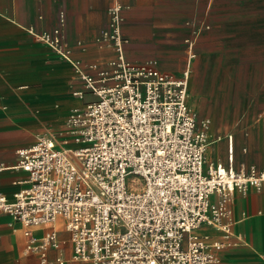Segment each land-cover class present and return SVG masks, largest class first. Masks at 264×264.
<instances>
[{"label":"built area","instance_id":"2783aa9c","mask_svg":"<svg viewBox=\"0 0 264 264\" xmlns=\"http://www.w3.org/2000/svg\"><path fill=\"white\" fill-rule=\"evenodd\" d=\"M122 10L114 0L95 38L97 47L113 52L102 63L73 57L63 12L50 30L26 29L70 64L79 82L71 95L82 105L69 111L62 128L40 132L16 150L26 186L10 199L0 193V214L21 225L24 253L38 264H67L59 222L78 264H221L217 253L236 244L232 196L260 191L264 170L233 167L232 136L227 165L207 160L218 138L186 100L200 28L191 26L186 68L176 76L161 71L156 59H127ZM201 226L220 231L221 240L198 234ZM50 251L58 253L50 258Z\"/></svg>","mask_w":264,"mask_h":264},{"label":"crops","instance_id":"0c3cea01","mask_svg":"<svg viewBox=\"0 0 264 264\" xmlns=\"http://www.w3.org/2000/svg\"><path fill=\"white\" fill-rule=\"evenodd\" d=\"M118 1L131 12L139 11L144 2ZM113 3L114 0H0V165L4 166L0 169V193L7 198H12L15 192L26 186L27 174L15 168L16 150L31 145L35 141L29 143L31 134L43 125L48 128L45 130L62 128L69 111L82 105V101L71 95V91L79 87V82L70 64L36 41L26 29L50 30L57 24L58 13L63 12L66 40L72 47L73 57L83 62L102 63L112 57L113 52L109 48L97 47L95 38L106 26L107 11ZM77 42L85 46V51H80ZM125 55L131 60L126 49ZM158 65L161 71L169 72L159 62ZM28 85L31 87L27 88ZM15 134L28 144L18 141ZM225 141L228 163V144ZM232 165L237 169L252 165L264 170V166L254 162L236 163L233 137ZM230 207L234 219L232 240L237 243L217 253L221 263L264 264V260L254 259L248 249L264 255V184L260 191L250 188L245 195L235 192ZM56 229L62 243V256L67 264L76 263L70 260L68 234L60 222ZM22 230L20 224L13 223L6 214H0V264H38L36 255L24 253ZM42 232L41 228L34 230L36 235ZM197 233L208 235L212 241L220 240L222 235L208 226H201ZM63 234L67 239H63ZM242 238L248 248L239 244ZM65 244H68V249ZM57 253L50 251L49 257L53 258Z\"/></svg>","mask_w":264,"mask_h":264},{"label":"rangeland","instance_id":"374dc122","mask_svg":"<svg viewBox=\"0 0 264 264\" xmlns=\"http://www.w3.org/2000/svg\"><path fill=\"white\" fill-rule=\"evenodd\" d=\"M122 7L128 58L156 59L176 76L186 68L185 38L191 26L200 28L188 69L186 100L199 118L210 120L212 138H218L209 146L207 160L228 164L225 140L232 136L236 163L264 166V0H144L139 11ZM45 129L43 125L31 134L29 143ZM17 138L27 143L19 134ZM239 244L248 248L243 238ZM248 249L254 259L264 260L262 252Z\"/></svg>","mask_w":264,"mask_h":264},{"label":"bare ground","instance_id":"6f19581e","mask_svg":"<svg viewBox=\"0 0 264 264\" xmlns=\"http://www.w3.org/2000/svg\"><path fill=\"white\" fill-rule=\"evenodd\" d=\"M200 119H201V118H200ZM214 132H215V130H214ZM212 150H215V151H216V156L219 157V153H221L220 150H219V147H215V148H213ZM227 159H228V158H227Z\"/></svg>","mask_w":264,"mask_h":264}]
</instances>
